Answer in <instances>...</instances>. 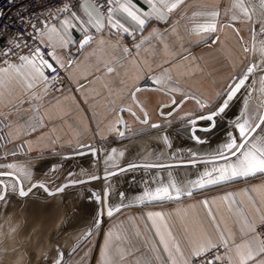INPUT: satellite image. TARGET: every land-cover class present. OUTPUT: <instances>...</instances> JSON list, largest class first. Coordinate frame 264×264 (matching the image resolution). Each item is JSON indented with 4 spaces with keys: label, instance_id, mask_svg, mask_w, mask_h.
Masks as SVG:
<instances>
[{
    "label": "crops",
    "instance_id": "1",
    "mask_svg": "<svg viewBox=\"0 0 264 264\" xmlns=\"http://www.w3.org/2000/svg\"><path fill=\"white\" fill-rule=\"evenodd\" d=\"M84 2L74 12L87 20ZM231 2L183 0L171 13L164 9L165 19L151 17L143 29L118 15L122 23L131 27V35L110 30L107 21L100 31L73 21L76 27L66 34L72 42L64 48L59 47L55 34L51 39L47 35L53 26L64 34L63 20L70 16L59 19L41 40L53 49L54 62L60 67L64 64L67 82L60 94H52L44 80H33L27 68L21 69L23 75L0 73V172L19 177L25 189L43 183L57 190L61 186H53L57 176H63L65 183L85 180L93 174L81 173L84 157L74 158L79 164H62L55 158L89 147L97 149L101 162L105 159L106 173L138 163L165 165L211 160L228 136L198 132L208 142L192 139L187 122L198 107L195 102H187L167 118L162 115H168L170 109L161 113L159 109L172 102L170 97L176 103L193 98L212 109L222 104L228 86L244 75L252 63L258 67L229 103L228 114L218 116L215 133L228 135L235 131L231 130L232 122L245 102L253 109L264 107V63L258 51H244L253 43L249 24L230 21L224 15ZM133 3L142 11H152L147 0ZM211 10L221 12L222 25L234 24L243 41L228 26H221L214 34L198 36L193 29L206 19L198 14ZM86 32L92 41L82 49L80 57L70 62L68 50L79 48ZM216 36L218 41H214ZM255 43L259 48V38ZM21 64L22 61L16 63L18 67ZM108 67L113 71H107ZM159 78L164 79L163 84L155 83ZM133 96L146 112L147 124L141 123L145 118ZM122 109L132 110L141 121L126 112L122 118ZM152 124L159 127L152 128ZM223 163L139 168L112 177L106 181L109 206H122L102 221L100 206L92 199V183L69 187L57 195H49L42 188L27 197L10 194L0 202V264L5 262V255L23 264H191L195 257L190 251L196 243L208 236L219 240L220 233L228 240V247L234 248L245 239L241 232L244 220L258 225L264 217V174L193 187L192 182L206 170ZM9 164L16 167L8 168ZM21 169L27 170L30 177L25 178ZM1 180L6 184L15 181ZM173 182L193 195L139 200L145 192ZM225 196L229 199H223ZM149 213H161L163 218H150ZM89 232L91 235L87 236ZM6 244H11V248L7 249Z\"/></svg>",
    "mask_w": 264,
    "mask_h": 264
},
{
    "label": "snow or ice",
    "instance_id": "2",
    "mask_svg": "<svg viewBox=\"0 0 264 264\" xmlns=\"http://www.w3.org/2000/svg\"><path fill=\"white\" fill-rule=\"evenodd\" d=\"M152 11H142L140 8L136 7L133 0H103V3L97 2V0H85L84 9L87 13V20H82L75 12L70 11V4L65 3L62 8H58L57 12L69 13L70 18L63 20V33L60 34L55 26H53L47 33L49 39L52 38L53 34L57 36L58 45L61 48L66 47L72 41L66 38V34L70 28H75L76 24L73 21H80L82 24H89L96 30L100 31L106 26L105 21H107V27L110 30L114 29L117 32L132 34L130 26H126L118 18V15L126 16L135 25L143 29L148 23L151 17H155L158 20L165 19V11L171 13L183 0H174V2L168 3L167 0H147ZM230 13V15H229ZM198 15H203L206 17L203 23L197 24L193 31L198 36H203V34H214L218 31L221 26L232 27L239 37V29L235 27L234 24L222 25L220 21L221 12L218 10H211L206 13H199ZM225 16L229 17L230 21H238L241 23H247L250 26V37L253 41L251 47H244V51L247 52H259L261 57V63H264V0H232L231 7L226 9L224 12ZM43 35V33H42ZM259 38V48L256 46V41ZM93 37L85 33L83 42L80 47L83 48L92 41ZM240 41H243V37H239ZM219 37H214V41H218ZM104 43L103 40L100 41ZM19 47V45H17ZM139 47V45H137ZM32 51V55H20L18 59L22 61V64L18 67L16 64H9L8 67L0 68V73L5 75H10L15 72L18 75H23L21 71L23 68L30 70L29 75L33 80H44L47 82L48 77L44 74V69H50L53 72L56 69L51 63L44 59V54L41 52L39 47H36ZM127 51V49H125ZM15 55V53H12ZM64 67V64H61ZM258 65L252 63L245 69V74L237 77L235 82L228 86V91L226 94V99L223 100L222 104L218 105L214 110H212L208 115H200L199 120H207L211 122L212 126L215 125V118L223 113L229 108V103L236 97L237 93L240 92L241 88L244 87L246 81L248 80V75L253 73ZM107 71L112 72L113 69L108 67ZM155 83L163 84L164 79L159 78ZM28 87H33L32 84H28ZM176 89H173L175 91ZM136 91H141L140 88H136ZM197 103L201 107H205L199 100ZM172 104L175 105V99L172 100ZM170 114V113H169ZM142 123L147 124L148 121L144 120ZM197 123L196 119H191L189 124L192 125V139L198 143H204L198 135H196L195 125ZM233 129L235 131L228 133V138L225 140L222 146L218 147L212 156L211 163L215 164L216 161H224L219 167H213L211 170H206L200 179L192 182L193 187L203 188L206 185L218 184L221 181H228L238 177H248L256 175L257 173L264 174V107L253 109L249 107L248 102H245L243 109L236 115V118L232 122ZM152 128H158V124H152ZM205 131L209 129H204ZM123 135V133H120ZM167 140V137H165ZM115 151V150H113ZM123 153H121L122 155ZM195 153L192 156L195 157ZM111 158V157H110ZM190 163H197L196 160H190ZM208 163L209 161H204ZM138 165L130 164L129 168H136ZM162 167L163 165H145V167ZM8 168H15L16 165L9 164ZM25 178L30 177V173L27 170L21 169ZM124 171V169H120ZM12 173L0 172V176H11ZM71 175V174H69ZM116 175L114 172L107 173V176ZM90 179L95 180L99 177L91 176ZM13 181L11 184H5L0 181V201H6L7 197L12 195H18L20 197H27L32 188H42L44 191L49 192L48 188L43 184H33L31 188L25 190L22 182ZM85 183V181H70L69 184H65L63 187L57 188V192H63L66 187L71 184ZM49 195H55V193L49 192ZM123 196V193L120 194ZM182 195L192 196V191H185L183 188L177 186L175 182L169 185L157 187L154 191H147L139 200L143 202L147 200H163V199H178ZM95 199L103 203L102 197L96 195ZM223 199H229L225 196ZM205 207L208 206V201H203ZM122 206V205H121ZM121 206H109L106 208V213L108 216H112L113 212H119ZM105 209H100L99 213L103 214ZM211 211V209H209ZM158 216L163 218L161 213H149V217ZM213 219L215 217L213 216ZM218 227V226H217ZM241 232L243 233L245 239L241 243L235 244L234 248L228 247V240L224 238V234L220 233L219 240H214L211 236H208L204 241L197 242L196 245L191 249L190 255L192 257H204L206 254H213L212 259L207 261V264H213L214 261L221 259L220 256H215L213 253L214 249H218L221 244L228 250L229 264H264V217L261 218L260 223H256L245 219L241 225ZM91 232L87 233L90 236ZM111 235V234H110ZM163 240V237H161ZM165 250H168V245L165 243ZM179 251V247L176 248ZM105 255L108 256V245L105 247ZM183 255V254H182ZM63 254L61 253V257ZM57 264H60L58 261ZM188 264V261H185Z\"/></svg>",
    "mask_w": 264,
    "mask_h": 264
},
{
    "label": "built area",
    "instance_id": "3",
    "mask_svg": "<svg viewBox=\"0 0 264 264\" xmlns=\"http://www.w3.org/2000/svg\"><path fill=\"white\" fill-rule=\"evenodd\" d=\"M85 0H0V67L20 62V55H32L36 47L41 49L44 59L56 69H44L48 77L47 84L50 92L60 94L67 82L65 69L57 65L53 60V49L42 42L41 37L47 29L53 26L59 19L69 15L65 12H57L65 3L70 4V11L77 10ZM103 3V0H97ZM19 45V47H17ZM12 53H15L13 55ZM82 54V50L75 47L67 52L70 62L75 61ZM215 256L221 259L213 264H229L227 249L220 245L214 249ZM213 254L204 257H195L191 264H207Z\"/></svg>",
    "mask_w": 264,
    "mask_h": 264
},
{
    "label": "water",
    "instance_id": "4",
    "mask_svg": "<svg viewBox=\"0 0 264 264\" xmlns=\"http://www.w3.org/2000/svg\"><path fill=\"white\" fill-rule=\"evenodd\" d=\"M84 39V38H83ZM83 39L81 40V42L79 43V48L82 50V49H84L85 47H87L88 45H85L83 48H81L80 47V45H81V43L83 42ZM252 74V73H251ZM251 74H249V75H251ZM249 75H248V78H249ZM247 82V81H246ZM152 89H154V88H152ZM241 90H242V88H241ZM241 90H240V92H241ZM239 92V93H240ZM239 93H237V95L239 94ZM237 95H236V97H237ZM172 100L174 99L173 97H170ZM133 100H134V102L136 103V105L138 106V108L142 111V113H143V115H144V118H145V120H147L148 121V116H147V114H146V112L144 111V109H143V107L136 101V99H135V96H133ZM176 101V100H175ZM189 101H192V102H195L196 104H197V106L199 107V112L200 113H202V112H204V109H205V107H201V105L200 104H198L197 103V100H195V99H191V98H186V99H184L182 102H180L179 104H175L176 105V107L170 112V114H168V115H162V117L163 118H167V117H171L172 115H174L175 113H177L181 108H183V106L187 103V102H189ZM175 105H173L172 104V102L169 104V105H165V106H162L160 109H159V111H160V113H161V110L162 109H165V108H171V107H173V106H175ZM124 112H126V113H128V114H130L131 116H133L137 121H141V120H139V118L136 116V114L132 111V110H128V109H122L121 111H120V114H121V116H122V114L124 113ZM208 115V114H207ZM122 118H123V116H122ZM218 118V116L215 118V125L214 126H212V124H211V126H209V127H207V128H205L203 125L204 124H207V123H211V122H209V121H207V120H199L198 119V117H196V118H192V119H196L197 120V123H196V125L194 126L195 127V130H196V132H199V131H205L204 129H209V130H207L206 132H209V131H212V130H215L216 128H217V122H216V119ZM141 123H142V121H141ZM188 123V125H190L189 124V121L187 122ZM191 126V129H192V125H190ZM125 128H126V123H125V121H124V119H123V130H125ZM190 136L192 137V132H191V130H190ZM77 157H93L94 159H97L98 158V151H97V149L96 148H90V149H87V150H82V151H80V152H78V153H75V154H71V155H68V156H63V159H70V158H77ZM207 161H211V160H207ZM202 163H205L204 161H197V163H195V164H193V163H180V164H165V165H163L162 167H160V166H157V167H145V165H157V164H135V165H138L136 168H129L128 166H125V167H123V168H120V169H124V171H120V169H118V170H116V171H113L114 173H116V175H112V176H107V173H105V174H101V175H97L96 177H99V179H95V180H92V179H90V178H87V179H85V180H82V181H85V183H76V184H71L69 187H75V186H81V185H85V184H89V183H95V182H102V181H106V180H108V179H110V178H112V177H115V176H117V175H120V174H122V173H124V172H126V171H129V170H132V169H139V168H142V169H166V168H171V167H182V166H194V165H199V164H202ZM0 178H12V179H14L15 181H16V179H17V176H15L14 174H12L11 176H0ZM18 183L19 182H21L20 181V179L17 181ZM70 182V181H69ZM69 182H65L64 184H62L60 187H63L65 184H69ZM35 184H40V183H35ZM45 185V184H44ZM47 188H48V190H49V192H52V193H55V195H57V194H61V193H63V192H57V190H51L47 185H45ZM32 187V186H31ZM30 187V188H31ZM69 187H66L65 189H67V188H69ZM39 187H36V188H32V191L30 192V193H32L34 190H36V189H38ZM25 190H27V189H25ZM49 192H47L48 194H49ZM96 195H98L97 194V192H92V199L93 200H95L97 203H98V205L100 206V209H102V207H103V209H105V211L103 212V214H100V221H102V218L104 217L105 219H108V218H110L111 216H108L107 215V213H106V208L107 207H109V196H110V192H109V189H105L104 190V192H103V197H102V200H103V203H101V201H97L96 199H95V196ZM1 202V201H0ZM99 209V210H100ZM116 211H114L113 212V214L115 213Z\"/></svg>",
    "mask_w": 264,
    "mask_h": 264
},
{
    "label": "rangeland",
    "instance_id": "5",
    "mask_svg": "<svg viewBox=\"0 0 264 264\" xmlns=\"http://www.w3.org/2000/svg\"><path fill=\"white\" fill-rule=\"evenodd\" d=\"M89 147V146H88ZM90 148V147H89ZM89 148H85L83 150H87ZM82 151V150H81ZM73 154V153H72ZM100 154V153H99ZM98 154V158L97 159H94L93 157H84L82 158L81 162L83 163L82 166H80V171L81 173H85V174H88V175H92L93 176H97V175H101V174H105L106 172H104V167H106V169H108V166H106L104 164L105 162V159L104 162L102 161L101 162V154L99 155ZM71 155V154H69ZM63 156H57L55 158V160H59L60 163L62 164H69V163H78L79 164V161L76 162L77 159H74V158H70V159H63ZM65 156H68V154H66ZM90 164V166H89ZM56 176V175H55ZM58 177V176H57ZM55 177L54 180H55V183H53L54 187L57 188L59 187L60 185L64 184V177ZM90 178V177H89ZM2 181V180H1ZM107 181V180H106ZM106 181H102V182H95V183H92L91 186H93V191L94 192H97L98 195H100L101 197H103V192L104 190L106 189ZM4 182V181H3ZM8 182V181H7ZM63 182V183H61ZM5 183V182H4ZM90 186V185H89ZM92 195V194H91ZM11 244H6V248L9 249L11 248ZM7 264H23L22 261H15V258L14 259H10L9 255H5V257L2 258ZM25 261V260H24ZM5 262L3 264H5Z\"/></svg>",
    "mask_w": 264,
    "mask_h": 264
},
{
    "label": "flooded vegetation",
    "instance_id": "6",
    "mask_svg": "<svg viewBox=\"0 0 264 264\" xmlns=\"http://www.w3.org/2000/svg\"><path fill=\"white\" fill-rule=\"evenodd\" d=\"M177 104H179V103H176V105ZM176 105L175 106H173V107H171V108H168V109H170V112L176 107ZM217 106H215L214 108H212V109H207V108H205L204 109V112H202V113H200L199 112V107H197V109L191 114V118H196V117H199L200 115H207V114H209L212 110H214L215 108H216ZM167 109V108H166ZM182 109V108H181ZM180 109V110H181ZM164 109H162L161 110V112L163 111ZM228 114V112H227V109H226V111H225V113H223V114H221V115H223V116H226ZM217 120H218V118L216 119V122H217ZM209 126H211V123H207V124H204V127L205 128H207V127H209ZM231 126V125H230ZM224 127V126H223ZM233 127V126H232ZM231 127V130L233 131V128ZM200 133H203V134H208L209 136H228L227 135V133H223V132H219V133H215L216 132V129L215 130H212V131H209V132H206V131H199ZM197 133L198 132H196V135H197ZM215 134V135H214ZM205 142H208V141H205ZM6 184V183H5Z\"/></svg>",
    "mask_w": 264,
    "mask_h": 264
}]
</instances>
